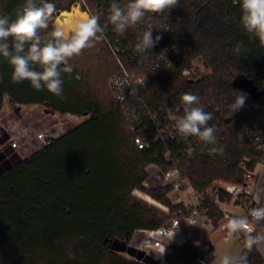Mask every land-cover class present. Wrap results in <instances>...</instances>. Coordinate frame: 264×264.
I'll return each mask as SVG.
<instances>
[{
    "label": "trees",
    "instance_id": "16d2710c",
    "mask_svg": "<svg viewBox=\"0 0 264 264\" xmlns=\"http://www.w3.org/2000/svg\"><path fill=\"white\" fill-rule=\"evenodd\" d=\"M24 2L0 0V15L14 16ZM48 2L55 5L56 13L68 11L74 0ZM168 12V29L153 34L161 36L154 50L189 49L187 58L199 57L207 74L196 81L184 79L180 70L188 63L166 71H145L150 106L167 102L179 92L225 97L246 94L232 86L236 79L250 81L257 91H264V45L243 29L238 0H179ZM52 27L50 21L48 31ZM98 49L106 58L99 53L93 60L89 57L95 64H83L78 56L69 61L73 72L62 73V96L46 89L37 91L29 81L13 82L10 65L0 57V110L6 99L12 106L45 105L58 114L86 116L29 156L13 154L11 163L0 171V264H161L129 243L138 231L168 225L179 209L169 203L167 190L142 188L144 168L162 148L138 149L134 144L131 122L110 86L117 73L115 62L104 40L86 48L89 53ZM103 68L110 70L108 84ZM245 102L258 104L264 121V95L253 100L246 94ZM225 151L224 163L180 158L183 177L201 192L217 189V182L244 185L245 175L254 172L262 157L259 148L241 142L230 131ZM243 161L246 165L240 168ZM135 189L143 190L167 211L134 197ZM217 195L226 203L231 201L220 188ZM202 209L216 228L222 220L220 211L209 199ZM181 229L185 241L167 247L162 264H199L213 250L189 228ZM257 230L264 232V222ZM240 239L239 256H246L247 264H264L257 248L248 251L244 236Z\"/></svg>",
    "mask_w": 264,
    "mask_h": 264
},
{
    "label": "built area",
    "instance_id": "2783aa9c",
    "mask_svg": "<svg viewBox=\"0 0 264 264\" xmlns=\"http://www.w3.org/2000/svg\"><path fill=\"white\" fill-rule=\"evenodd\" d=\"M235 2L237 0H234ZM113 0H74L70 9H77L86 17L89 14H99L100 24L105 27L104 42L117 66V73L110 79V86L114 93L116 103L120 106L125 117L131 122L130 130L135 133L133 142L138 149H148L153 145L162 148V153H155L153 161L145 168V179L142 188L145 190L160 189L167 190V198L172 206H178L169 224L153 230H142L136 233L140 238L129 243L144 254L156 255L160 263L163 255H158L161 248L172 245L179 246L183 233L181 227L202 228L209 237L210 230L214 229L206 218L202 209L204 202H210L220 211L221 222L217 225L223 234L222 225L227 222V217L233 216L229 210V203L239 205L246 215L250 208L255 207L251 200V184L254 182V174L245 175L244 185H232L217 182L218 188L201 192L194 189L183 177L180 169V158L193 160L195 158H206L213 162L224 163L227 160L225 143L227 134L234 131L237 138L244 143L256 145L264 160V121L260 118L259 105L253 102H245L243 108L232 112L229 105L236 96L225 97L215 94L197 95L206 112L212 114L208 126L215 127L217 142L208 145L200 142L196 137L182 138L175 132V120L183 115L181 97L185 92H179L173 99L150 106L147 101L148 88L143 76L145 71H166L176 68L183 63H188L181 68L180 76L186 80L196 81L202 78V70L207 71L205 63L199 58L188 59L190 50L180 46L165 47L161 50L149 49L143 53L135 50V44L144 31L156 32L166 31L169 27V12L149 13L144 20L130 27L123 35L114 31L109 23L108 9ZM124 4L127 0H116ZM63 11H58V16ZM34 106L35 113L29 112L19 117L9 116L5 118L0 127L7 135L5 146L0 144V152L5 148L10 149L19 158H24L33 152L40 150L52 140L57 139L67 129L79 125L86 116H75L69 113L58 114L52 112L45 105ZM22 107L19 106V110ZM217 151L210 153L209 148ZM246 162H241L239 167L244 168ZM231 197L226 203L218 195V189ZM132 195L142 199L150 200L160 210L166 212L167 208L154 201L143 190L135 189ZM149 202V203H151ZM174 233V234H173ZM173 234V235H172ZM172 236V237H171ZM171 237V239H170ZM207 247H213L207 239ZM214 249L209 251L199 260V264H212L215 258Z\"/></svg>",
    "mask_w": 264,
    "mask_h": 264
},
{
    "label": "clouds",
    "instance_id": "9594fccd",
    "mask_svg": "<svg viewBox=\"0 0 264 264\" xmlns=\"http://www.w3.org/2000/svg\"><path fill=\"white\" fill-rule=\"evenodd\" d=\"M238 2L243 29L264 45V0ZM178 3L179 0H127L120 4L113 0L107 19L114 31L123 35L130 27L140 24L147 14L170 11ZM54 13L55 5L48 0H25L16 8L14 16L0 15V57L10 65L13 82L29 81L37 91L46 89L49 93L62 96V73L73 72L69 61L84 49L93 47L95 42L103 40L105 27L99 22V14H89L84 19L72 21L69 34L60 26L48 31ZM160 39L159 35L153 37V30L144 31L135 44V50L143 53L154 48ZM240 47L237 44L236 50L239 51ZM2 79L0 76V82ZM237 93L234 102L229 105L232 112L245 105L246 94ZM181 102L183 115L175 120V132L184 139L196 137L202 143L215 145L216 129L208 126L212 114L204 110L200 98L186 92ZM216 151L214 147L209 148L210 153ZM261 222H264V206L250 208L246 215L227 217L221 230L229 236L243 234L244 246L251 251L254 247L264 246V232L257 230ZM164 251L165 248H161L158 255H163ZM219 264H247V257L225 254L220 257Z\"/></svg>",
    "mask_w": 264,
    "mask_h": 264
},
{
    "label": "rangeland",
    "instance_id": "374dc122",
    "mask_svg": "<svg viewBox=\"0 0 264 264\" xmlns=\"http://www.w3.org/2000/svg\"><path fill=\"white\" fill-rule=\"evenodd\" d=\"M68 11H72V9H69ZM55 19H56L55 16H53V18L51 20L53 27L55 26V24H54ZM97 53L102 54V57L106 58L105 54L102 53L100 51V49H98V51L94 50L93 53H89L88 50L84 49L82 51V53L77 58L83 64H84V62H88V61H90V63H88V64H95V61H92V60H93V57L96 56ZM89 57L92 60H90ZM107 68H103L101 72L103 74H105V76L107 75V84H108V73H109L110 70L108 71ZM200 74L201 75H206L207 71L206 70L205 71L202 70L200 72ZM14 111H15V107H13L5 99L4 102H3V107L0 110V123L5 118H7L8 116H13V117L16 118V117H19L20 115H25V114H27L29 112H34V113L36 112L35 109H34V106L22 107L21 110H19L17 113H15ZM6 142H7V139L3 140V141H2V139H0V144L2 146H5ZM6 149H8V148H6ZM6 149H4L3 151L0 152V156H1L0 157V171H2L6 167V165H7L6 163H8V162L11 163L10 162L11 161V157L13 156L12 151H11V153H9V151H7ZM140 200H142V199H140ZM145 200L146 201L143 200L144 203H146L147 205L149 204L150 206L160 210V208H158L156 205H154L150 200H148L147 198H145ZM149 202H151V203H149ZM189 230L193 234H195L199 240H207L208 239L211 242L212 246L214 247V253L216 255L215 258L212 260V264H218L220 257L225 255V254H231V255L239 256L240 253H241L240 252V246H241L240 241L238 239L235 240L232 236L227 238V239H225L223 237V234L221 233V231L219 229H216V228L212 229L210 231V233H209V237L208 238H207L206 232L200 227L189 228ZM150 257L153 258L156 261L158 260L156 255H151Z\"/></svg>",
    "mask_w": 264,
    "mask_h": 264
},
{
    "label": "crops",
    "instance_id": "0c3cea01",
    "mask_svg": "<svg viewBox=\"0 0 264 264\" xmlns=\"http://www.w3.org/2000/svg\"><path fill=\"white\" fill-rule=\"evenodd\" d=\"M13 107L16 108V105L13 106ZM2 136H6L7 137V135L5 134V132L0 127V138ZM253 174H254V178L255 179H254V182L251 184V200H252V204L255 207L264 206V160H262V162H259L255 166V169H254ZM229 210H230V213L233 216L243 215L242 208L239 205H237V204H235L233 202H230L229 203ZM139 236H140V234H137L136 235V237L140 238ZM241 236H243V234H239V235L232 236L235 240L238 239L240 241V243H241L240 252H241V250L243 248V244H242V241L240 239ZM223 237L225 239H227V238H229L231 236H229L227 234H223ZM180 241H181V243H180V245H181L185 241V236H183V239H181ZM213 249H214V247H213ZM261 249H264V246H261V248H257V251L262 256V258H264V250H261Z\"/></svg>",
    "mask_w": 264,
    "mask_h": 264
},
{
    "label": "bare ground",
    "instance_id": "6f19581e",
    "mask_svg": "<svg viewBox=\"0 0 264 264\" xmlns=\"http://www.w3.org/2000/svg\"><path fill=\"white\" fill-rule=\"evenodd\" d=\"M55 26H60L64 29L65 33H69L71 22L75 20H80L86 18V16L77 9H72V11H63L58 16L55 17ZM54 20V19H53Z\"/></svg>",
    "mask_w": 264,
    "mask_h": 264
},
{
    "label": "water",
    "instance_id": "95a60500",
    "mask_svg": "<svg viewBox=\"0 0 264 264\" xmlns=\"http://www.w3.org/2000/svg\"><path fill=\"white\" fill-rule=\"evenodd\" d=\"M232 86L245 92L251 99L258 100L264 91H257L250 81L244 79H236L232 82ZM19 111V106H16L15 113Z\"/></svg>",
    "mask_w": 264,
    "mask_h": 264
}]
</instances>
